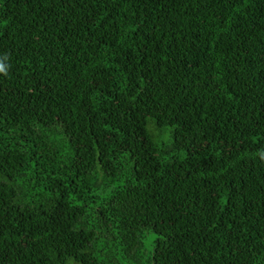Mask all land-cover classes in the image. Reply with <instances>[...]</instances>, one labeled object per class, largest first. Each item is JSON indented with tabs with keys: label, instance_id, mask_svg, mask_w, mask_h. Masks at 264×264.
I'll list each match as a JSON object with an SVG mask.
<instances>
[{
	"label": "trees",
	"instance_id": "1",
	"mask_svg": "<svg viewBox=\"0 0 264 264\" xmlns=\"http://www.w3.org/2000/svg\"><path fill=\"white\" fill-rule=\"evenodd\" d=\"M0 264H264V0H0Z\"/></svg>",
	"mask_w": 264,
	"mask_h": 264
},
{
	"label": "clouds",
	"instance_id": "2",
	"mask_svg": "<svg viewBox=\"0 0 264 264\" xmlns=\"http://www.w3.org/2000/svg\"><path fill=\"white\" fill-rule=\"evenodd\" d=\"M4 68L2 66H0V72H3Z\"/></svg>",
	"mask_w": 264,
	"mask_h": 264
}]
</instances>
